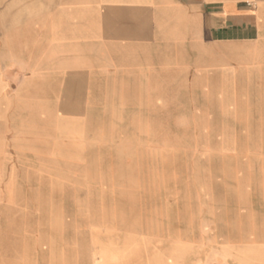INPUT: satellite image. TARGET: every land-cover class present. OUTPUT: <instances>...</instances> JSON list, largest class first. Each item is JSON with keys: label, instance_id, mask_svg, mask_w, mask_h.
Instances as JSON below:
<instances>
[{"label": "rangeland", "instance_id": "obj_1", "mask_svg": "<svg viewBox=\"0 0 264 264\" xmlns=\"http://www.w3.org/2000/svg\"><path fill=\"white\" fill-rule=\"evenodd\" d=\"M179 59L0 125V264H264V147L205 141Z\"/></svg>", "mask_w": 264, "mask_h": 264}, {"label": "crops", "instance_id": "obj_2", "mask_svg": "<svg viewBox=\"0 0 264 264\" xmlns=\"http://www.w3.org/2000/svg\"><path fill=\"white\" fill-rule=\"evenodd\" d=\"M180 56L188 91L202 96L205 141L261 150L264 0H0V125L36 95L124 82L131 63Z\"/></svg>", "mask_w": 264, "mask_h": 264}]
</instances>
